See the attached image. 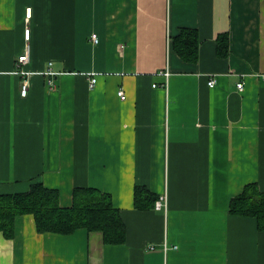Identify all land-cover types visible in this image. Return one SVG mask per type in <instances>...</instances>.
<instances>
[{"label": "crops", "instance_id": "crops-1", "mask_svg": "<svg viewBox=\"0 0 264 264\" xmlns=\"http://www.w3.org/2000/svg\"><path fill=\"white\" fill-rule=\"evenodd\" d=\"M185 27L195 60L173 46ZM33 183L63 207L77 187L109 193L126 240L41 233L26 213L0 264H264L257 219L230 212L264 191V0H0V192ZM137 185L164 206L138 208Z\"/></svg>", "mask_w": 264, "mask_h": 264}, {"label": "trees", "instance_id": "trees-1", "mask_svg": "<svg viewBox=\"0 0 264 264\" xmlns=\"http://www.w3.org/2000/svg\"><path fill=\"white\" fill-rule=\"evenodd\" d=\"M229 36H221L219 52L229 51ZM175 50L187 60L198 58L199 38L195 29L183 28L173 41ZM225 49V52H224ZM159 196L146 186L135 187V205L138 208L155 207ZM232 214L253 216L259 229L264 230V191L250 183L230 201ZM31 213L35 216L39 232L70 234L80 228L102 231L107 243L126 240V226L120 210L113 204L109 193L91 187H77L70 207L60 204V192L43 183H33L25 192H0V231L12 238L18 215Z\"/></svg>", "mask_w": 264, "mask_h": 264}, {"label": "built area", "instance_id": "built-area-1", "mask_svg": "<svg viewBox=\"0 0 264 264\" xmlns=\"http://www.w3.org/2000/svg\"><path fill=\"white\" fill-rule=\"evenodd\" d=\"M31 8H28V12H27V16L30 17L31 16ZM26 38L29 39L30 37V29H26ZM91 39L93 42L97 43L99 41V36L97 33H92L91 34ZM29 50H27L25 53H22L21 55H19V57L17 58L16 61V65L18 67H21V73L23 75V80H22V89H21V94L23 96H26L28 94L29 91V79L27 77H25V75L27 74L26 71L22 68V66L29 60ZM97 78L93 77L91 79V86H94L95 82H96ZM216 83V79L215 78H211L209 80V85L210 86H214ZM238 88L243 90L244 88V82H240L238 83ZM118 94L122 97V98H126V94L125 91L123 89H119L118 90ZM165 203V197L161 196L155 203V207L158 209H161L164 206Z\"/></svg>", "mask_w": 264, "mask_h": 264}]
</instances>
